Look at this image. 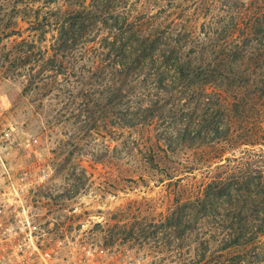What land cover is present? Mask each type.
<instances>
[{
    "label": "rangeland",
    "instance_id": "obj_1",
    "mask_svg": "<svg viewBox=\"0 0 264 264\" xmlns=\"http://www.w3.org/2000/svg\"><path fill=\"white\" fill-rule=\"evenodd\" d=\"M15 1L9 0L0 7L3 8L0 20L3 18L5 27L11 25L16 15ZM18 1H26L43 11L64 12L72 8L76 0ZM197 1L122 0V3L133 16H139L153 15L172 5L182 4L187 8ZM229 1L232 4L251 2ZM90 2L87 0L86 4ZM231 14L233 12L229 16ZM192 18L193 22L197 21L198 33L202 34L204 19ZM217 20L224 22L225 17H217ZM188 22L185 25L189 26ZM20 26L23 34L17 42L24 38L43 40L42 45L49 46L59 38L56 31L40 34L27 30L26 23L21 22ZM14 48L15 37L2 40L0 65ZM100 50L95 44L78 48L74 57L75 71L67 69L65 74L44 71L40 66L19 77L8 76L11 73L0 70V192L8 186V176L13 178L24 169L37 172L40 164L49 166L47 180L35 186L29 197L37 207L34 213H42L37 221L54 220L52 229L67 234L73 242L69 244L75 248L73 252L68 253L66 248L60 255L63 264H176L181 258L200 256L209 239L219 240L217 234L210 232L209 224H224V218L220 214L215 218L198 214L194 223L190 219L191 211L181 210V207L189 206L194 186L207 180L208 174L229 167L239 171L242 163L252 164L253 161L257 163L252 164V168L264 171V134L254 131L253 134L262 138L260 144L229 151L220 168L215 159L209 161L214 156L210 146L220 142L213 134L204 132L205 139L195 143L174 141L169 144L165 137L175 136L169 120L157 117L148 122L140 116L141 108L158 101L155 97L159 93L152 87L155 81L149 79L147 83H137L131 90L123 89L121 94L125 97L114 109L108 101L113 96L112 77L106 63L99 60L103 57ZM258 64L263 65L262 61ZM5 65L8 67L9 63ZM248 66L254 69L255 65ZM99 70L104 73L96 77ZM28 80L41 82L39 88L26 90ZM256 94L261 97L258 108L264 109V91ZM159 97L160 104H168L166 108L177 103L168 93H161ZM130 113L140 122L134 127L123 123ZM136 113L138 115L134 116ZM197 115L191 119L193 126L199 124ZM6 131L11 132L8 142L2 139ZM246 134L248 131L239 127L229 131L228 136L235 142ZM259 201L260 198L257 203ZM177 209L184 214L182 225L179 228L165 226L164 218ZM263 217V213L254 214L247 223L248 231L255 236L252 244L231 250L243 256L251 253L254 264H264V234L260 233L264 230ZM44 228L51 229L46 224L39 230ZM144 236L146 239H141ZM89 248L93 256L85 259L83 254Z\"/></svg>",
    "mask_w": 264,
    "mask_h": 264
},
{
    "label": "trees",
    "instance_id": "obj_2",
    "mask_svg": "<svg viewBox=\"0 0 264 264\" xmlns=\"http://www.w3.org/2000/svg\"><path fill=\"white\" fill-rule=\"evenodd\" d=\"M7 1L0 0V7ZM86 1L76 0L74 6L64 12L43 11L26 1H15L16 15L11 25L5 27L3 18L0 20V44L4 38L15 37L16 48L5 60L9 66L4 63L0 70L11 73L8 76L19 77L40 66L44 71L65 74L67 69L75 71L77 49L95 44L103 56L99 60L106 63L112 77L113 96L108 101L114 109L125 97L121 94L123 89L131 90L137 83H147L149 79L155 81L152 87L159 93L155 97L158 101L141 108L140 116L148 122L157 117L169 120L175 132V136L165 137L169 144L174 141L195 143L205 139L204 132L213 134L223 142L210 146L214 156L209 161L215 159L218 168L229 151L260 144L262 138L256 133L264 134V109L258 108L261 97L256 92L264 91V0L233 4L229 0H199L187 8L182 4L172 5L168 10L161 8L156 14L139 16L126 10L122 0H91L89 4ZM193 16L204 19L202 34L198 33ZM220 16L225 17L224 22L219 20V23L217 17ZM186 21L189 26L185 25ZM21 22L26 23V29L31 32L46 34L52 30L59 33V38L49 46L42 45L43 40L24 38L17 42L23 34ZM102 27L107 32H102ZM6 29L10 31L5 32ZM199 41L203 44H198ZM259 61L263 65L258 64ZM248 64H254V69ZM104 70H99L95 76L99 77ZM40 83L28 80L25 89L39 88ZM161 93H168L177 103L166 108L168 104H160ZM131 114L126 115L123 123L134 127L140 122ZM195 115L197 126L191 123ZM112 116H116L114 112ZM239 127L248 134L233 142L228 133ZM252 164L242 163L239 171L229 167L208 174L207 180L194 186L193 196L189 198L191 203L181 210L189 209L194 223L198 214L212 218L220 214L224 224L208 226L210 232L218 235L217 243L209 239V232V240L200 256L181 258L176 264H254L251 253L243 256L231 251L252 244L255 236L248 231L247 223L254 214H264V171L255 170ZM245 167L249 168L243 171ZM181 210L165 217V226L179 228L184 216ZM262 220L264 222V217ZM130 233L133 235V230ZM260 233L264 234V230Z\"/></svg>",
    "mask_w": 264,
    "mask_h": 264
},
{
    "label": "built area",
    "instance_id": "obj_3",
    "mask_svg": "<svg viewBox=\"0 0 264 264\" xmlns=\"http://www.w3.org/2000/svg\"><path fill=\"white\" fill-rule=\"evenodd\" d=\"M2 139L8 142L11 132H4ZM48 169L40 164L37 172L24 169L8 176V186L0 192V264H63V251L75 249L67 234L52 229L54 220L45 222L51 229L39 230L46 224L37 221L42 213H34L37 207L29 196L47 180ZM83 255L93 256L91 248Z\"/></svg>",
    "mask_w": 264,
    "mask_h": 264
}]
</instances>
